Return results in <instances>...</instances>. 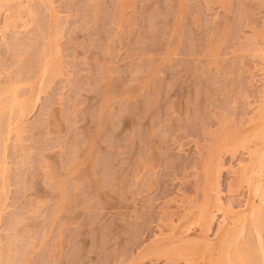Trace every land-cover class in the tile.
Segmentation results:
<instances>
[{"label": "rangeland", "instance_id": "1", "mask_svg": "<svg viewBox=\"0 0 264 264\" xmlns=\"http://www.w3.org/2000/svg\"><path fill=\"white\" fill-rule=\"evenodd\" d=\"M0 264H264V0H0Z\"/></svg>", "mask_w": 264, "mask_h": 264}]
</instances>
